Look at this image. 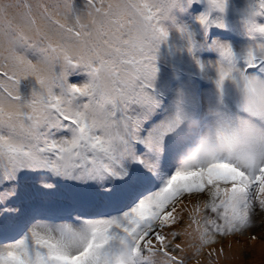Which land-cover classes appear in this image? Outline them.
Returning a JSON list of instances; mask_svg holds the SVG:
<instances>
[{
	"label": "snow or ice",
	"instance_id": "6c2138e0",
	"mask_svg": "<svg viewBox=\"0 0 264 264\" xmlns=\"http://www.w3.org/2000/svg\"><path fill=\"white\" fill-rule=\"evenodd\" d=\"M199 3L174 48L164 22ZM74 6L0 0V264H229L224 240L264 242V0L241 50L213 32L229 0Z\"/></svg>",
	"mask_w": 264,
	"mask_h": 264
},
{
	"label": "rangeland",
	"instance_id": "374dc122",
	"mask_svg": "<svg viewBox=\"0 0 264 264\" xmlns=\"http://www.w3.org/2000/svg\"><path fill=\"white\" fill-rule=\"evenodd\" d=\"M251 3V0H229V8L227 12V24L226 30L214 29V33H224L226 37L237 50L246 48L251 41L248 39L244 20L246 18L247 9ZM75 10L78 14L86 13L87 0H75ZM208 11V5L206 3L194 4L185 11L174 12L175 20L165 21L164 26L171 31V43L174 48L182 45L181 29H186L193 32H199V25L197 19L202 14ZM264 23V21H261ZM223 38V37H222ZM169 52L164 49L162 52V73H167L170 69L163 63V57H168ZM177 63H181L179 58ZM205 58L215 59V55L212 53H205ZM183 64L190 63V58L184 57ZM69 83L75 86H83L90 82V77L87 74V70L84 68H76L70 70ZM204 87H210V85H203ZM34 88H38L36 82L32 79L23 81L21 84V93L24 99L31 98V92ZM264 230V223H261L258 219V226L249 233V235H261ZM217 247H223L225 252L230 256L229 264H264V242L256 241L252 242L247 236H235L227 240H224L222 244H218Z\"/></svg>",
	"mask_w": 264,
	"mask_h": 264
},
{
	"label": "clouds",
	"instance_id": "9594fccd",
	"mask_svg": "<svg viewBox=\"0 0 264 264\" xmlns=\"http://www.w3.org/2000/svg\"><path fill=\"white\" fill-rule=\"evenodd\" d=\"M251 80H252L254 87H256L258 90V94L264 95V76L252 74ZM253 119H255V117H253ZM198 148H199V146H197V149ZM218 154L226 155V153H218ZM182 163H183V161H182Z\"/></svg>",
	"mask_w": 264,
	"mask_h": 264
}]
</instances>
